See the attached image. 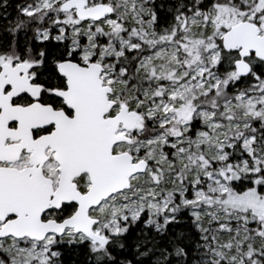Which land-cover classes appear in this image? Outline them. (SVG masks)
Listing matches in <instances>:
<instances>
[{
  "label": "snow or ice",
  "instance_id": "1",
  "mask_svg": "<svg viewBox=\"0 0 264 264\" xmlns=\"http://www.w3.org/2000/svg\"><path fill=\"white\" fill-rule=\"evenodd\" d=\"M0 264H264V0H0Z\"/></svg>",
  "mask_w": 264,
  "mask_h": 264
}]
</instances>
